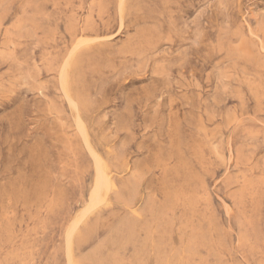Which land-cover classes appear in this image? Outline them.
Returning <instances> with one entry per match:
<instances>
[{"label":"rangeland","instance_id":"obj_1","mask_svg":"<svg viewBox=\"0 0 264 264\" xmlns=\"http://www.w3.org/2000/svg\"><path fill=\"white\" fill-rule=\"evenodd\" d=\"M0 264H264V0H0Z\"/></svg>","mask_w":264,"mask_h":264},{"label":"bare ground","instance_id":"obj_2","mask_svg":"<svg viewBox=\"0 0 264 264\" xmlns=\"http://www.w3.org/2000/svg\"><path fill=\"white\" fill-rule=\"evenodd\" d=\"M110 181H111V178L109 177L108 173L105 171L103 166H101L100 162L97 161L95 190H94V193L92 194V198H91V202L93 204L99 203L101 201V199L105 196V194H107V192L110 188ZM90 210H91V208H90Z\"/></svg>","mask_w":264,"mask_h":264}]
</instances>
